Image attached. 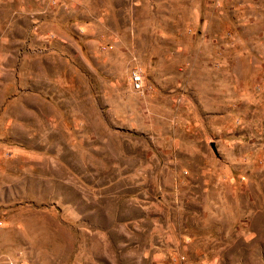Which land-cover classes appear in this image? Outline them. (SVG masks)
I'll return each instance as SVG.
<instances>
[{
    "label": "rangeland",
    "instance_id": "374dc122",
    "mask_svg": "<svg viewBox=\"0 0 264 264\" xmlns=\"http://www.w3.org/2000/svg\"><path fill=\"white\" fill-rule=\"evenodd\" d=\"M0 264H264V0H0Z\"/></svg>",
    "mask_w": 264,
    "mask_h": 264
},
{
    "label": "built area",
    "instance_id": "2783aa9c",
    "mask_svg": "<svg viewBox=\"0 0 264 264\" xmlns=\"http://www.w3.org/2000/svg\"><path fill=\"white\" fill-rule=\"evenodd\" d=\"M131 81H132L134 87L138 88L139 82H140V75L137 72L133 71L131 73Z\"/></svg>",
    "mask_w": 264,
    "mask_h": 264
},
{
    "label": "water",
    "instance_id": "95a60500",
    "mask_svg": "<svg viewBox=\"0 0 264 264\" xmlns=\"http://www.w3.org/2000/svg\"><path fill=\"white\" fill-rule=\"evenodd\" d=\"M212 150H213V152H215V149H214V147L212 146Z\"/></svg>",
    "mask_w": 264,
    "mask_h": 264
}]
</instances>
